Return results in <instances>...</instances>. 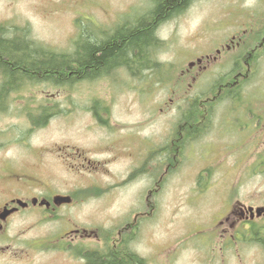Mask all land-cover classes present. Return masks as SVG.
Returning a JSON list of instances; mask_svg holds the SVG:
<instances>
[{"label": "rangeland", "instance_id": "rangeland-1", "mask_svg": "<svg viewBox=\"0 0 264 264\" xmlns=\"http://www.w3.org/2000/svg\"><path fill=\"white\" fill-rule=\"evenodd\" d=\"M153 3L154 0H0V25L24 28L23 32H28L38 44L60 52L73 49L68 45L82 39L87 30L104 34L107 24L115 28L129 25L144 16ZM245 23L264 24V0H193L181 13L160 22L155 33L160 47L154 50L147 67L130 76L124 74L123 68H116L124 76H116L114 83L101 76L71 84L70 88L53 81L51 87L42 85L54 94L52 103L58 104L52 110L48 126L33 134L32 143L37 152L41 151L40 146H49L42 153L45 157L28 159L23 154L28 149L23 147L4 150L10 152L8 156L25 157L15 160L18 164L14 166L26 165V172L50 182L55 188L67 190L94 184L98 187L78 206L59 208L46 220L37 218L40 215L37 209L34 218L22 216L16 221L17 226L26 228L36 219L34 231L53 239L73 227L98 223L100 229L96 231L101 233L103 228L111 227L112 220H131V225H139L133 234L138 252L164 247L165 251H173L170 259L174 257V264H212L207 260L199 262L197 253L203 259L204 245H196L202 247L193 253L190 248L197 241L190 238L198 236V230L213 227L225 211L224 187L232 181L226 171L233 177L236 171L243 175L250 165L264 160V145L260 139L256 142L243 136L237 138L247 142L242 150L221 149L227 139L223 138L220 132L223 125L219 123L232 100L228 97L220 101L224 92L212 101L207 99L213 97L208 89L212 74L208 69L202 70L203 66L199 72L198 68L190 69L189 62L205 54L216 55L215 49L221 48L229 41V35ZM220 60L211 65L215 72L222 68ZM260 70L264 71V57ZM252 88L253 85L245 90L248 93ZM70 91L73 93H67ZM213 101L218 104L207 118L204 119L202 107H198L196 125L179 136V122L187 121L185 115L190 104L207 102L209 111ZM96 102L109 106L104 124L112 126L117 138L124 137L130 142V156L112 160L108 158L110 153L93 149L92 144L108 139L105 129L97 126L94 111L90 110ZM67 103L71 105L67 107ZM206 125H209L208 133L194 139L195 128ZM143 138L147 148L139 150ZM115 151L118 152L117 147ZM205 167L213 168L209 182L214 191L198 190L206 171L197 173ZM127 169L131 170L130 174ZM161 176L159 192H151ZM243 178L245 190L240 192V198L248 195L246 189L263 182L264 174H245ZM104 185L106 189H102ZM106 199L116 201L107 203ZM146 212L148 215L142 216ZM121 225L117 222L115 228ZM35 259L39 261L37 264L73 263L66 252L50 248L36 254ZM228 264H236L234 258H229Z\"/></svg>", "mask_w": 264, "mask_h": 264}, {"label": "flooded vegetation", "instance_id": "flooded-vegetation-1", "mask_svg": "<svg viewBox=\"0 0 264 264\" xmlns=\"http://www.w3.org/2000/svg\"><path fill=\"white\" fill-rule=\"evenodd\" d=\"M107 25L108 28L104 34H101L110 35L117 29L114 25ZM18 28H20L18 35L27 37L29 42L38 45V48L54 56L65 57L74 53L81 41V39L75 40L68 45L73 49L57 52L38 44L30 38L29 34L23 33L24 28ZM215 52L216 55L205 54L198 57L196 61H190L189 68L192 70L198 68L199 72L203 66L202 70L204 68L209 70L207 72H211L212 78L208 89L213 92V97L208 96L207 99L212 101L219 98L224 92L225 95L219 98L220 101L228 97L232 100L226 110L225 117L219 123V125H223V130L220 132L223 138L227 139L221 149L242 150L244 143L247 142H241L237 138L243 136L256 139V142H258L257 139H260L264 145V71L260 70V62L264 57V24L245 23L241 25L236 32L229 35V41L221 45V48H216ZM219 58H222L220 61H223L220 62L222 70L215 72L211 65H216ZM120 67L126 73L122 70H115ZM123 73L130 76L131 71L126 65H117L109 70L101 71L93 77L87 76L73 81L60 82L49 78H27L19 84L4 88V75L0 71V264H37L39 261H36L35 255L40 254L41 251H47L49 248L57 252H66V255H69L73 261L69 264H87L89 257L94 253L97 255L115 253L124 257L129 264H174V257L170 259L171 256H174L171 253L173 251H165L164 247L147 249L144 253H140L134 248V239L136 238L133 234L136 233L135 229L139 228V225H131V220H112L111 227L103 228L101 233L96 231V229H100L98 223H90L82 228L73 227L68 231H61L60 237H53V239L46 233L37 234L34 231L36 219H34V224L28 225L26 228L18 227L16 223L22 216L34 218L37 209L40 211L37 218L49 219L59 208L78 206L79 203L85 202L84 197L90 196V192L97 190L98 187L97 184L82 185L79 188L63 190L55 188L50 182L42 180L38 176L31 175V172H26V165L14 166V164H18L15 160L25 157L28 159L45 157L42 153L49 147L48 145L40 146L41 148L38 150L41 151L37 152L36 146L32 143L33 134L48 126L52 118V110L58 106V104L52 103L54 94L46 91L42 85L51 87V81H53L58 86L70 88L71 84H79L84 80H95L101 76L103 79H112L114 83L115 77L124 76ZM251 85L253 88L247 93L245 89ZM66 91L69 90L65 89ZM216 104L218 103L213 101L210 104L212 107L208 111L207 102L203 104L191 103L188 114L185 115L187 121L179 122V136L184 133L185 129L190 132L191 128L196 125L198 107H202L203 116L206 119L207 114H210ZM70 105L67 103L66 106ZM92 106L94 108L92 107L90 110L94 111L93 115L98 121V123L96 122L97 126L105 129L108 137V139H100L92 144L93 149L101 153H110L108 158L112 160H116L119 156H130L132 154L130 142H127L124 137L117 138L112 126L104 124L107 121V118L104 117L110 112L109 106L105 105V102H96ZM208 126L195 128L194 139L207 134ZM146 142L145 138L141 139L139 150L147 148L143 144ZM12 147H16V150L19 149L18 147H23L28 151H23L25 157L8 156L10 152L4 149ZM116 147L118 152L115 151ZM81 154L82 152L79 153V156ZM59 157L63 156L59 155ZM108 162L107 159L104 161L106 164ZM212 170L211 167H205L197 173L201 174L206 171L205 174H202L204 178L201 189L198 188L200 192L214 191L209 182ZM130 171L127 169L128 174ZM225 174L232 178V181L225 184L224 187V193L227 196L224 202L225 211L216 219L213 227L196 231L198 236L194 235L190 240L194 239L197 243L193 245V249H190L194 253L196 248L201 249L202 247H195L196 245L199 243L204 245L203 259L199 255L200 253H197L200 263L207 260L212 264H228L229 258L232 257L236 264H264V181L246 189L249 191L248 195L240 198V192L245 190L243 176L245 174L249 176L263 175L264 160L250 165L244 170L243 175L237 171L234 177L227 175V171ZM162 178L161 176L160 182H155L154 189H150L151 192H159ZM15 184H18L19 187H16ZM102 189H106V186H102ZM105 201L113 203L116 200L106 199ZM147 215L146 212V215L142 216L146 217ZM117 222L122 225L115 228ZM213 240H215L214 243ZM53 241H55L54 247L51 246ZM244 253H248L251 257L247 258Z\"/></svg>", "mask_w": 264, "mask_h": 264}, {"label": "trees", "instance_id": "trees-1", "mask_svg": "<svg viewBox=\"0 0 264 264\" xmlns=\"http://www.w3.org/2000/svg\"><path fill=\"white\" fill-rule=\"evenodd\" d=\"M193 0H154L152 8L140 19L119 27L110 35L82 34L77 50L68 56H54L20 36L16 26L0 25V71L4 88L23 80L64 81L93 77L117 65H126L131 73L150 65L160 47L156 28L164 20L181 13ZM23 31V30H22ZM9 32H14L9 36ZM22 33V32H21ZM28 35V32H23ZM87 264H129L121 255L92 254Z\"/></svg>", "mask_w": 264, "mask_h": 264}, {"label": "bare ground", "instance_id": "bare-ground-1", "mask_svg": "<svg viewBox=\"0 0 264 264\" xmlns=\"http://www.w3.org/2000/svg\"><path fill=\"white\" fill-rule=\"evenodd\" d=\"M18 89V88H17Z\"/></svg>", "mask_w": 264, "mask_h": 264}]
</instances>
